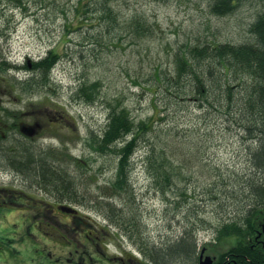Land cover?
<instances>
[{"label": "rangeland", "instance_id": "374dc122", "mask_svg": "<svg viewBox=\"0 0 264 264\" xmlns=\"http://www.w3.org/2000/svg\"><path fill=\"white\" fill-rule=\"evenodd\" d=\"M101 2L110 6V15L95 11ZM211 3L0 0V60L8 64L7 70L0 71V124L29 122L55 113H66L72 123L60 129L53 125L32 142L37 153H42L38 155L52 151L54 159L50 156L49 161L61 168L54 171L64 174V178L61 176L66 192L60 194L53 187H44L31 172L10 165L11 159L24 161L17 152L18 136L8 133L0 139V186L12 189L6 193L22 196L27 192L47 201L59 196L66 201L63 204L73 205L110 232L113 242L106 241L109 252L118 253L122 247L146 260L145 264H157L153 260L157 261L158 249L171 253L173 247L168 245L182 230L185 237L195 242V248L206 242L215 245L214 227L244 208V182L249 179L255 183L263 176L254 174L251 160L252 149L261 140L253 141L245 135L235 123L239 115L234 110L223 115L206 102L201 103V109L196 101L179 104L170 100L164 94L165 78L176 74L175 53L190 44H256L251 27L264 13V0H241L224 15L213 13ZM134 18L147 27L136 28ZM51 48H56L60 57L51 70L49 84L34 91L20 89L17 81L35 75L26 61H37ZM24 64L28 69H15ZM157 70L160 81L154 78ZM252 80L245 74L231 79V85H239L231 105L240 104L242 86ZM94 82L98 83L95 99L81 101L74 91L81 83ZM182 88L188 90V85ZM112 107H125L136 124L154 119L155 131L181 170L175 184L187 186L195 193L188 202L180 206L170 203L175 199L174 192L163 199L152 187L145 168L149 152L145 149V132L138 139L130 168L134 202L129 201L125 191L118 194L108 187L115 178L116 154L93 151L87 140L102 131ZM5 110L13 117H7ZM149 139L152 141L153 137ZM210 192L218 193L222 202L215 203ZM108 193L114 195L108 197ZM1 207L0 224H20V212L18 217L12 215L9 219H16L9 222ZM233 240L230 236L223 238L218 251L225 249L227 243L233 244ZM47 242L60 251L56 237ZM172 259L177 264L175 255Z\"/></svg>", "mask_w": 264, "mask_h": 264}, {"label": "trees", "instance_id": "16d2710c", "mask_svg": "<svg viewBox=\"0 0 264 264\" xmlns=\"http://www.w3.org/2000/svg\"><path fill=\"white\" fill-rule=\"evenodd\" d=\"M211 1V11L218 15H224L230 12L234 5L241 0ZM101 3H103L102 6L99 9H95V11H107V14L110 15V6L104 2ZM133 24L136 28L145 29L147 27L136 18L133 19ZM251 32L256 36V44L259 45V48H255L251 44L237 46L227 43L212 45L190 44L180 48L175 53L176 74L171 76V78H165L166 87L164 88V94L177 103L185 100L196 101L201 109H203L201 103L206 102L214 111L223 115H230V112L234 110L239 115L235 123L240 126L242 131L248 134L250 138H254L255 135L261 136L260 145L255 149L254 153L252 152L253 158L251 160L253 167L263 170L262 174L264 175V13L254 22ZM59 57L60 54L57 49L51 48L42 58L33 62L31 72L35 73V75L22 81H17L20 84V89L34 91L38 87H46L51 79V70ZM7 67V62L1 60L0 71L6 70ZM21 67L28 69L27 64ZM243 74L250 75L253 80L251 83L242 86L240 104L234 106L231 104L235 93H239L236 92L239 85H231L230 81L232 78L242 77ZM154 78L161 80L159 70H157ZM97 84L96 82L91 84L81 83L74 92L81 101L92 102L98 92ZM184 84L188 85V90L182 88ZM232 106L235 108L231 109ZM6 116L13 117V114L6 111ZM44 121L50 122L48 119ZM143 132H145V149L146 152L149 151L145 156V168L152 187L160 192L163 199H167L170 196L168 193L174 192L175 195L173 196H175V199L170 201V203L173 202L175 205L180 206L182 203L188 202L195 193L190 192L191 189L187 186L175 184L176 178L181 174V170L168 153V145L163 144L160 133L155 131L154 119L148 118L136 124L125 107L118 109L112 107L109 110L107 122L102 131L92 134L90 140H87V145L93 151L102 153L111 151L116 154L115 178L110 180L108 187H111L113 192L118 194L125 191L129 201L134 202L135 193L130 181L128 164H132V158L138 146V139ZM54 134L57 133L54 132ZM149 137H153V140L150 141ZM51 152H49L50 154L38 155L36 159L31 157L30 154L24 155L25 160H23V163H17L16 158L11 159L10 165L20 168L21 171L31 172L40 183L44 184V187H53L57 190L56 192L65 193L67 187H64V174L61 172L62 178L59 173L54 171H60L61 168L55 161H49V158L52 157ZM51 159L54 158L52 157ZM20 163L22 165L16 166ZM219 176H215V179H218ZM182 179L185 180L186 177L182 176ZM244 184L245 186L242 189L244 191L243 197L245 198L244 215L241 216L240 220L243 224L242 226H244L245 233H241L236 223L233 225L232 223H221L216 232L217 240L240 233L247 236V238H242V240L246 239L245 241L247 242V239L254 235L255 229L260 228L255 220L264 218V176L259 177L255 183L248 179ZM210 194L218 195L216 192H210ZM106 195L112 197L114 194L108 193ZM194 249L195 242L184 235L178 243V247H173L171 253L160 249L156 250L157 262L159 264H175L172 259L175 255L177 257L175 262H179V258L185 257L188 260V264H193L192 253ZM225 251L224 254L234 253L233 257L236 264H264V249L251 252L250 247L244 241L236 242L234 246L228 247Z\"/></svg>", "mask_w": 264, "mask_h": 264}, {"label": "flooded vegetation", "instance_id": "af4514ba", "mask_svg": "<svg viewBox=\"0 0 264 264\" xmlns=\"http://www.w3.org/2000/svg\"><path fill=\"white\" fill-rule=\"evenodd\" d=\"M49 121L47 123L44 119H32L29 122L18 120L13 125L2 124L3 127L0 124V136L2 139L6 138L4 129L9 128V134L18 136L19 157L25 160L24 155L30 154L36 159L38 153L32 142L51 125L56 128L63 127V124L70 123V118L65 113H56L50 115ZM20 128L32 132L33 135H24ZM18 162L22 161L17 158ZM20 165L22 164L16 166ZM9 190L12 189L0 186V201H3L0 206L5 210L2 215L9 222H13L20 214L21 222L18 225L8 222L0 224V264H145L144 260L125 252L122 247L118 248V253L109 252L106 241L113 242L110 240V232L98 226L79 209L74 212L62 210L61 205L66 201H61L59 196L47 201L27 192H22V196L6 193ZM12 215L16 217L10 220ZM256 222L260 228L255 229L254 235L245 242L251 252L264 249V218ZM55 237L59 243L56 247L60 251L52 249L53 245L47 242L55 240ZM203 246L194 254L197 257L196 264H199L202 251L203 258L211 256V264H236L234 253H217V244L209 246L205 243Z\"/></svg>", "mask_w": 264, "mask_h": 264}, {"label": "bare ground", "instance_id": "6f19581e", "mask_svg": "<svg viewBox=\"0 0 264 264\" xmlns=\"http://www.w3.org/2000/svg\"><path fill=\"white\" fill-rule=\"evenodd\" d=\"M251 46H253V47H255V48H259V45L258 44H251ZM246 76L248 75V74H245ZM250 76V75H249ZM245 135H247L248 137H249V135L248 134H246L245 133ZM261 139V136L260 135H255L254 136V138H253V141H254V139ZM257 148V147H256ZM254 151H255V149H252V152L254 153ZM251 158H253V155L251 156ZM128 166H129V170H130V168H131V164L129 165L128 164ZM254 169H256V168H254ZM260 173V174H262L263 173V170L261 171L260 169H256L255 171H254V174H256V173ZM264 176V175H263ZM209 195H213V194H209ZM211 198V197H210ZM212 199V198H211ZM213 200H217V201H215V203L216 202H218V204L219 203H221L222 201L219 199V196L217 195V196H215V195H213ZM181 213V212H180ZM176 214H178V213H176ZM244 215V211L243 210H238V212H236V214H234V215H229V218H227V220L226 221H224V222H221V223H232V225L234 224V223H236L237 225H238V227L237 228H239V230L241 231V233L243 232V233H245V231H244V226H242L243 224H242V222H241V216H243ZM176 217L178 216V215H175ZM255 221H257V220H255ZM183 226H184V224H182ZM214 229H215V232H217V229H218V226H215L214 227ZM184 232H185V230H182V232L180 233L181 235H179L178 236V238L175 240V241H172V243L171 244H169L168 245V247H178V243L180 242V240L184 237ZM232 237L233 238H235L236 239V242L237 243H239L240 241L242 242V241H244V242H246L245 240H242V238H247V236H244V235H241L240 233H236V234H234V235H232ZM215 239H216V236H215ZM216 242H212V243H216L217 245H219V246H221V244H223L222 243V241L221 240H215ZM207 243V242H206ZM205 244V243H204ZM203 244V245H204ZM165 243H163V246L162 247H165ZM203 245H201V246H203ZM201 246H199V247H197V248H195L194 250H193V255H192V260H193V264H196V262H195V260H196V258L197 257H195V253H196V251L199 249L200 250V247ZM161 250H163V251H166L167 252V250H165V248H161ZM222 252H225V251H222ZM180 259V261L179 262H177V264H186L187 263V259L184 257V258H179ZM161 261H162V259H161ZM163 262V261H162Z\"/></svg>", "mask_w": 264, "mask_h": 264}, {"label": "water", "instance_id": "95a60500", "mask_svg": "<svg viewBox=\"0 0 264 264\" xmlns=\"http://www.w3.org/2000/svg\"><path fill=\"white\" fill-rule=\"evenodd\" d=\"M22 131H26V130L22 129ZM62 209L67 210V211H74L73 209L69 207H62ZM202 253L203 251L201 252L199 256V264H211V258L209 256H206L204 259H202Z\"/></svg>", "mask_w": 264, "mask_h": 264}]
</instances>
